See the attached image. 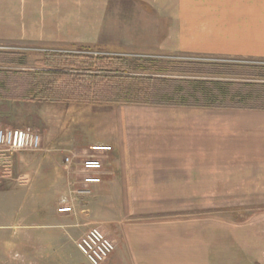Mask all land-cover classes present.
I'll return each instance as SVG.
<instances>
[{
	"label": "crops",
	"instance_id": "crops-1",
	"mask_svg": "<svg viewBox=\"0 0 264 264\" xmlns=\"http://www.w3.org/2000/svg\"><path fill=\"white\" fill-rule=\"evenodd\" d=\"M137 1L147 8L150 19L170 22L164 52L264 62V0ZM18 3L0 0V21L7 18L11 4L14 8ZM132 109L131 135L124 123L117 126L116 137L99 143L113 151L103 155L102 183L92 186L89 193L98 198L99 214L106 211L108 198L114 203L111 215L118 242L104 264H197V197L235 196L240 182L250 180L251 166L255 167L251 156H264V111ZM2 121V127L10 126L7 118ZM211 125L225 127V131L213 132ZM54 143L48 160L50 173L57 179L50 180V192L57 186L64 187L70 198L79 196L83 188L79 164L89 146ZM58 150L73 158L69 171L64 156H54ZM238 155L246 157L244 163L229 169L227 159ZM10 163L11 158L0 154V170ZM256 165L264 172V159ZM78 201L73 215H59L53 206L50 219L59 221L60 229L75 217L78 221L87 212ZM40 209L34 205L35 212ZM98 216L101 222L102 215ZM88 223L80 225L85 230L79 236L65 232L64 242L77 248ZM61 242L58 233L21 234L18 247L22 253L12 259L18 264H73L67 253L59 258L56 247Z\"/></svg>",
	"mask_w": 264,
	"mask_h": 264
},
{
	"label": "rangeland",
	"instance_id": "rangeland-1",
	"mask_svg": "<svg viewBox=\"0 0 264 264\" xmlns=\"http://www.w3.org/2000/svg\"><path fill=\"white\" fill-rule=\"evenodd\" d=\"M18 2L14 8L11 4L7 18L0 21V58L12 62L0 63L3 80L5 74L12 78L13 74L38 70L40 66L37 63L45 51H76L72 44L92 47V52L97 54L146 58L163 65L200 62L223 67L244 64L264 68V62L164 52L170 22L150 19L147 8L137 0ZM163 25L166 29L162 28ZM4 88L9 89L8 85ZM10 97V100L0 98V123L7 118L10 124L3 127L0 124V128H31L39 132L46 152L5 155L11 158V163L0 170V264H18L12 259L16 253H22L18 240L21 234L33 232L36 237L46 232L58 233L62 241V245L56 247L59 258L67 253L73 264H89L77 248L64 242L67 239L65 232L79 236L85 230L80 225L89 222L87 232L92 227H101L117 244L114 217L111 215L113 200L108 198L106 211L99 214L97 196L86 194L70 198L66 196L64 187L58 189L57 186L51 194L50 180L57 178L55 173H50L49 147L54 142L61 147L64 142H77L81 147L97 145L104 139L116 137L117 126L124 123L131 135L129 112L140 106L51 104L17 100L21 94L11 93ZM210 129L220 134L225 131V127L220 125H211ZM197 138L205 140L207 136ZM261 146H264V141ZM55 153H58L54 155L57 158L64 156L60 150ZM245 159L241 155L227 159V167L231 169L241 165ZM262 159L263 155L251 156L250 160L255 162V167L251 166L254 172L250 173L249 181L240 182L234 190L237 195L197 197V264H264V172H259L261 167L256 165ZM76 199L84 206L82 210L87 212L80 214L78 221L75 217L72 222L62 223L64 228L60 229L59 221L50 219L49 211L53 206H61L63 200L74 206ZM34 205H39L41 211L35 212ZM98 215H102L101 222Z\"/></svg>",
	"mask_w": 264,
	"mask_h": 264
},
{
	"label": "trees",
	"instance_id": "trees-1",
	"mask_svg": "<svg viewBox=\"0 0 264 264\" xmlns=\"http://www.w3.org/2000/svg\"><path fill=\"white\" fill-rule=\"evenodd\" d=\"M75 47L74 52L45 51L38 70L11 73L12 78L5 74L4 80L0 76V98L10 100L12 93L21 94L17 100L51 104L264 111L263 67L200 62L163 65ZM0 63L12 62L0 58Z\"/></svg>",
	"mask_w": 264,
	"mask_h": 264
},
{
	"label": "built area",
	"instance_id": "built-area-1",
	"mask_svg": "<svg viewBox=\"0 0 264 264\" xmlns=\"http://www.w3.org/2000/svg\"><path fill=\"white\" fill-rule=\"evenodd\" d=\"M42 151H44L43 139L39 132L31 128H0V154L10 157L19 153ZM112 151L111 146L102 144L88 147L87 155L79 164L83 186L80 191L81 195L89 194L92 186L102 183L101 174L104 169L102 157ZM64 163L65 169L69 171L73 165V158L65 157ZM60 205L57 207L59 215L74 214V206L70 203L63 200ZM76 245L89 264H104L116 251V244L100 227L89 229Z\"/></svg>",
	"mask_w": 264,
	"mask_h": 264
}]
</instances>
